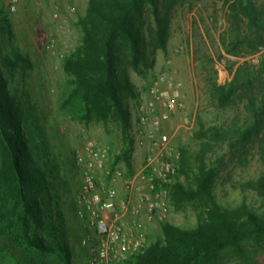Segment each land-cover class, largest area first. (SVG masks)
I'll return each mask as SVG.
<instances>
[{
	"label": "rangeland",
	"instance_id": "1",
	"mask_svg": "<svg viewBox=\"0 0 264 264\" xmlns=\"http://www.w3.org/2000/svg\"><path fill=\"white\" fill-rule=\"evenodd\" d=\"M234 1L161 0V16L168 26L164 49L151 40L150 30L156 28L151 7L144 4L136 13L148 61H141L138 68L130 62L126 64L132 89L122 91V96L132 114L129 136L134 142L129 165L125 156L127 144L118 120L110 117L87 123L62 109L73 87V79L64 72L63 64L84 37L81 20L90 0H0V12H5L0 14V52L13 56L19 51L31 62L25 69H5V76L20 106L31 109L33 116L28 125L25 122L29 136L38 138L36 125L42 128L45 153L39 152V161L52 172L55 208L63 212L67 224L73 264H85L87 252L81 241L89 233L79 218L82 176L75 156L77 149L91 139L98 142L104 153L106 167L99 173L101 183L108 186L112 173H122L113 219L123 211L121 202L132 197L135 204L128 219L138 225L144 248L128 260L164 238L165 222L184 229L198 227L204 211L200 201L188 200L179 205L174 189L177 182H195L202 167L199 135L208 129H216L217 135L204 137L215 144L204 161L209 169H215L214 192L219 203L234 209L246 202L258 213L263 211L261 197L242 186L264 175V122L260 127L254 125L256 117L251 105H264V28L259 31L252 24V8L250 13L237 17L231 7ZM252 1L264 26V0ZM3 16L11 22L10 32L2 29ZM158 79L162 81L164 97L174 98L178 104L165 124L166 132L173 135L171 145L178 169L173 182L154 189L158 207L150 212L140 193L131 192L130 184L145 186L139 192L150 191L147 182L138 177L148 154L137 143L139 105ZM226 131L225 139L222 134ZM208 258L207 264H264V238L260 243L245 241ZM53 261L47 259L43 263L54 264ZM0 264L11 262L4 256Z\"/></svg>",
	"mask_w": 264,
	"mask_h": 264
},
{
	"label": "trees",
	"instance_id": "2",
	"mask_svg": "<svg viewBox=\"0 0 264 264\" xmlns=\"http://www.w3.org/2000/svg\"><path fill=\"white\" fill-rule=\"evenodd\" d=\"M144 4L151 7L156 23V28L150 30L151 40L158 43L156 47L166 48L168 26L161 16V0H90L81 20L84 37L63 64L64 72L73 79L63 111L87 123L106 121L110 117L118 120L127 144L125 156L129 165L134 143L129 136L132 114L122 91L132 89L126 64L130 62L138 68L141 61H148L143 49L146 41L136 23V13ZM231 7L237 17L240 13H250L252 8V24L259 31L264 28L252 0H236ZM1 21L2 29L10 32L8 17H1ZM16 66L25 69L31 62L19 51L13 56L0 52V258L6 256L11 264H37L38 261L44 264L47 259L73 264L67 224L63 212L55 208L52 172L39 161V152L45 153L42 128L36 125L38 138L29 136L25 122L28 125L33 114L28 107L20 106L5 76V69ZM251 105L256 117L254 125L260 127L264 122V105ZM215 130L208 129L199 135L202 167L195 182H177L174 189L179 205L188 200L200 201L204 211L198 227L184 229L171 222L163 223L164 238L126 264H207L211 255L216 256L232 246L239 247L248 240L260 243L264 238V175L242 186L261 197V213L246 202L231 209L217 199L215 169H209L204 161L215 145L204 137L217 135ZM222 137L226 139L228 132ZM184 158H187L186 152Z\"/></svg>",
	"mask_w": 264,
	"mask_h": 264
},
{
	"label": "built area",
	"instance_id": "3",
	"mask_svg": "<svg viewBox=\"0 0 264 264\" xmlns=\"http://www.w3.org/2000/svg\"><path fill=\"white\" fill-rule=\"evenodd\" d=\"M161 79L154 81L148 89V97L139 105L140 125L138 145L147 149L144 166L138 177L147 182L149 192H139L143 186L132 182L131 192L137 191L141 201L156 209L153 191L158 185L171 183L177 175V165L172 147L173 135L166 132L165 124L170 121V112L178 107L174 98L164 97ZM76 165L82 176V190L79 203L82 207L79 218L85 223L89 233L81 241L87 255L85 264H125L131 254L144 248L138 225L128 219L135 211L132 197L121 202L123 211L113 219L117 209V184L121 171L111 174V184L101 183L99 173L106 167L104 153L98 142L88 140L78 148ZM152 217V216H151Z\"/></svg>",
	"mask_w": 264,
	"mask_h": 264
}]
</instances>
